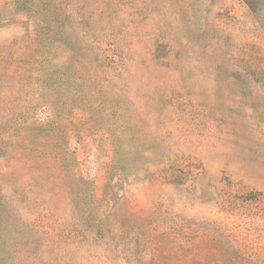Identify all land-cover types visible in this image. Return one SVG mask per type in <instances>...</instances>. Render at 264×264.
<instances>
[{
  "label": "rangeland",
  "instance_id": "obj_1",
  "mask_svg": "<svg viewBox=\"0 0 264 264\" xmlns=\"http://www.w3.org/2000/svg\"><path fill=\"white\" fill-rule=\"evenodd\" d=\"M0 0V264H264V0Z\"/></svg>",
  "mask_w": 264,
  "mask_h": 264
},
{
  "label": "trees",
  "instance_id": "obj_2",
  "mask_svg": "<svg viewBox=\"0 0 264 264\" xmlns=\"http://www.w3.org/2000/svg\"><path fill=\"white\" fill-rule=\"evenodd\" d=\"M250 2H253L252 0H250Z\"/></svg>",
  "mask_w": 264,
  "mask_h": 264
}]
</instances>
